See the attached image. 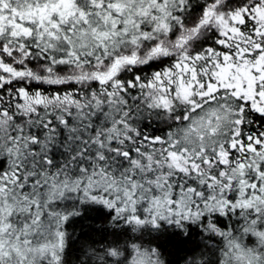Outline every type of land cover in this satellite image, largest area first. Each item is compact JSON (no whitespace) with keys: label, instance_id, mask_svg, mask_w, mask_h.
Segmentation results:
<instances>
[{"label":"snow or ice","instance_id":"snow-or-ice-1","mask_svg":"<svg viewBox=\"0 0 264 264\" xmlns=\"http://www.w3.org/2000/svg\"><path fill=\"white\" fill-rule=\"evenodd\" d=\"M0 264H264V0H0Z\"/></svg>","mask_w":264,"mask_h":264}]
</instances>
